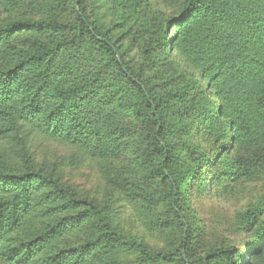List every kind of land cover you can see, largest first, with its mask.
<instances>
[{"label":"trees","instance_id":"16d2710c","mask_svg":"<svg viewBox=\"0 0 264 264\" xmlns=\"http://www.w3.org/2000/svg\"><path fill=\"white\" fill-rule=\"evenodd\" d=\"M34 1L0 0V143L15 159L0 163V264H264V210L238 221L253 234L243 249L220 245L199 256L185 211L197 185L264 164V0H181L169 17L148 0H112L132 16L151 14L141 65L104 28L98 0H47L41 16L14 15ZM184 44L200 80L163 72L174 63L170 48ZM35 137L83 160L127 156L139 177L127 196L151 208L147 225L167 247L150 250L36 166ZM239 142L248 146L231 154Z\"/></svg>","mask_w":264,"mask_h":264},{"label":"rangeland","instance_id":"374dc122","mask_svg":"<svg viewBox=\"0 0 264 264\" xmlns=\"http://www.w3.org/2000/svg\"><path fill=\"white\" fill-rule=\"evenodd\" d=\"M152 11H159L169 17L176 13L181 0H148ZM97 13L105 29L120 38L122 44L130 49V55L141 65L140 48L146 39L145 23L151 14L140 8L135 16L124 12L116 6L115 1L98 0ZM47 7V0H35L14 10V15L41 16ZM188 45L177 50L170 48L174 65L167 66L163 72L174 77L181 71L191 74L200 80L198 70L191 65V54ZM158 82V80H157ZM160 85V83L158 82ZM201 85L206 84L201 81ZM263 133L260 138L264 147V119L260 122ZM208 137H200L199 144L208 155L212 147ZM230 146V153L243 151L248 143L239 142ZM36 166L46 173L59 177L69 184L79 197L94 200L100 207L107 209L113 224L126 234L143 240L150 250L167 247L163 236L156 234L147 225L151 219V208L140 209L139 204L130 200L129 190L134 188L139 177L126 157L105 160H83L76 149L55 143L51 140L35 137L29 147ZM126 158V159H125ZM15 159L5 151V144L0 143V163H14ZM213 171H207L205 181L211 179ZM132 176V177H130ZM214 184L199 185L192 188L189 194L186 214L193 226L197 227L195 255H203L213 247L232 245L243 249L251 239V233L241 230L239 220L251 211L264 210V164L247 177L234 180L227 178ZM264 218V217H263ZM81 240V237L79 238ZM166 241V242H165ZM129 259H132L129 257Z\"/></svg>","mask_w":264,"mask_h":264}]
</instances>
